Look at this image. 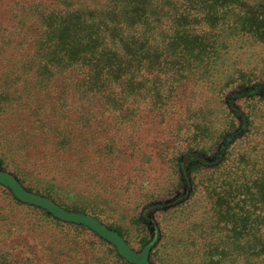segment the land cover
<instances>
[{"label": "rangeland", "instance_id": "obj_1", "mask_svg": "<svg viewBox=\"0 0 264 264\" xmlns=\"http://www.w3.org/2000/svg\"><path fill=\"white\" fill-rule=\"evenodd\" d=\"M55 6L99 20L113 2L0 0V174L118 231L149 264H247L249 244L264 242V29L245 34L221 12L211 31L198 25L203 62L179 64L168 51L176 21L162 16L150 33L162 69L87 100L52 59L43 17ZM126 39L104 46L122 53ZM0 264L136 263L0 182Z\"/></svg>", "mask_w": 264, "mask_h": 264}, {"label": "trees", "instance_id": "obj_2", "mask_svg": "<svg viewBox=\"0 0 264 264\" xmlns=\"http://www.w3.org/2000/svg\"><path fill=\"white\" fill-rule=\"evenodd\" d=\"M171 1L182 3L183 10L176 5L172 8L174 11L165 12L164 5L170 4ZM112 2L113 7L108 13L102 10L103 17L99 20L91 18L93 11L86 14L81 10L66 13L56 9L57 6L43 17L52 32L54 42L52 59L58 61L62 56L66 60L70 81L72 79L73 84L77 82V86L84 89L87 100L102 96L107 90L112 89V85L118 80L129 76L130 80L135 79V74L143 68L150 71L162 69V50L150 41L153 37L150 34L154 29L152 25L162 24V16L169 20L174 18L176 21L175 34L168 45V51L178 56L179 64L187 62V58L203 62V54H206L205 51L209 48L206 42L208 33L204 29L201 30L198 25L202 28L205 26L211 31L217 25L221 12H232L237 16L240 32L245 34L260 35L261 29H264V0H112ZM198 29L201 30L200 33H197ZM87 30L89 34L83 37ZM108 36L113 44L119 37L121 40L127 37L124 43L125 50L118 53L104 46ZM195 52L198 54L192 58ZM124 92L125 90H122L120 94ZM0 182L10 186L17 197L25 203L43 206L63 219L79 221L92 228L111 241L123 257L130 261L136 264H149L145 259L146 251L139 254L131 250L118 231L105 229L104 225L91 217L64 212L49 198L26 193L8 176L0 174ZM255 184L260 185V193L264 200V178ZM245 229L246 224L243 230ZM255 243L248 246L251 251L247 255V264H264V242L259 246Z\"/></svg>", "mask_w": 264, "mask_h": 264}]
</instances>
